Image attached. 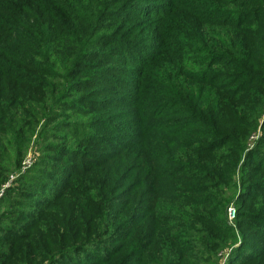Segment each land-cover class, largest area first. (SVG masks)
Segmentation results:
<instances>
[{"label": "rangeland", "instance_id": "rangeland-1", "mask_svg": "<svg viewBox=\"0 0 264 264\" xmlns=\"http://www.w3.org/2000/svg\"><path fill=\"white\" fill-rule=\"evenodd\" d=\"M112 1L81 3L103 9L79 46L77 33L89 20H78L71 3L65 11L78 27L38 22V34L20 32L33 54L16 60L0 50L7 81L0 88V119L10 117L19 126L13 134L0 132V264H97L95 256L125 245L118 264H163L160 233L167 240L177 235L176 252H190L201 264H231L264 253V41L255 40L260 56L251 55L244 66L258 84L250 86L243 111L234 101L232 114L209 116L212 105L205 104L203 125L186 112L196 111L198 81L211 70L218 88L241 83L235 91L249 89L235 75L234 68H243H223L234 39L232 28L216 23H231L243 12L257 19L245 27L262 36L264 1L122 0L120 7ZM198 22L202 28L196 30ZM58 30L67 54L51 48ZM10 63L18 70L6 75ZM183 78L187 84L180 89ZM182 118L189 121L179 134ZM146 136L144 151L139 143ZM163 140L171 146L160 157ZM198 152L216 156L219 168L196 159ZM201 166L213 168L216 179L209 181ZM255 181L262 186H248ZM223 200L229 201L221 214L230 235L224 240L203 219L176 224V217L166 233L169 222L160 209L194 208L199 216L217 218L213 205ZM202 232L210 234L209 244L198 238ZM214 240L221 247H210ZM203 245L212 252L202 253Z\"/></svg>", "mask_w": 264, "mask_h": 264}, {"label": "trees", "instance_id": "trees-1", "mask_svg": "<svg viewBox=\"0 0 264 264\" xmlns=\"http://www.w3.org/2000/svg\"><path fill=\"white\" fill-rule=\"evenodd\" d=\"M89 1L90 0H0V50H5L4 52H7L5 53V56H8V54H11V53L15 54V55H9V56H14L16 60L18 56H21L23 58V56L25 57V55L28 56V55L33 54L32 53L33 51H31L27 47L28 44H30V39L28 37L22 38V36L20 35V32L21 34H27L28 36H30V35H34L33 32L35 30L36 34H38V30H39L37 29L38 22L46 26V25H52V24H55L61 21L60 23L62 27H67V28L78 27L77 23L75 24L69 21L73 19V17L69 14V12L65 11L67 5L71 3H75L76 5L74 6H76L77 10L79 11V14L77 15L75 14V16L78 17V20H87V19L89 20V25L86 27L84 32L79 31L77 33V39L75 40V44L77 43V46H79L83 42L82 40L84 39V37L90 34L93 28L96 26L97 22L95 20L99 18V16L101 15V10L103 9L102 4L101 5L96 4L90 10L89 8L85 9V7L81 5V3H86V2L87 4H91L92 2H89ZM263 1L264 0H245V4L247 6H253V5L261 6ZM121 2L122 0H113L111 4L115 7H120ZM86 12H88L87 15H86ZM113 12L114 10H110L109 14H113ZM59 13H61V16L59 15ZM238 13L239 15L236 18L232 19L233 22L224 23V24L216 23V24H218V26H229L230 28H232V38L234 39V45L231 46L232 48L230 49L231 50L230 57H228L230 62H226L223 65V68L229 67L232 64L236 65L237 68H243V69L234 68L235 75L238 76V79L242 80L241 82H246L244 83V87L249 88V89H242L243 87H240L239 89L235 91V87H237L241 83H239L238 85H235L234 87L226 88L224 86H221V88H218L217 87L218 85H216L217 77H213L214 71L211 70L207 72V76L201 79V81H198V82H201V84L198 83V86H200V95L198 98V103L195 105L196 111L194 110V108H192V110L186 111L187 114H192L193 117H195L202 125L206 124L205 119L201 116L203 114V107L205 106V104L212 105L206 111V115H209V116H212V113L214 112H217L219 115H224L229 111L232 114L233 112L237 110L236 107L233 105L234 101H237L236 106H238L239 111H243L244 106L247 103H249L248 93L250 92V90H253V88L250 86L252 84H258V81L256 79L252 80L251 78H249V73L246 72V68L244 66L248 65L249 58L251 55L255 56L256 58L260 56L259 53L255 49L256 45H254V42L257 39H261L264 41V29L262 30V36H260L259 32H257L258 30L254 31L253 29H250V27H245L247 23L254 24L257 21V19L256 20L254 19L252 21L248 19L246 13H243V12L242 13L238 12ZM213 15H215V13ZM260 18H264V16H260ZM235 19H236V22H234ZM55 27H59V26H55ZM200 28L202 27L200 23L198 22L196 30H199ZM55 33H59L61 36V32L59 30L55 31ZM37 36L40 37L41 34ZM60 36L57 35L55 37L54 45L51 48L52 50H55L58 53L67 54V46L64 43L63 37L62 36L60 37ZM3 43L7 45L9 48H12L13 51L9 52V49H7V47H5ZM120 46L121 48L125 47L123 43ZM75 52H78V47L77 49H75ZM165 57H166V54L161 55V58H165ZM23 61L24 59L21 61V64L25 65ZM16 67L17 66L15 64L10 63L9 71H7L6 75L7 74L12 75V72H15L18 70L16 69ZM251 76L256 77L254 73H251ZM230 78L231 77H229L228 79ZM4 82H7V81L6 79H3V75H1L0 73V88L4 84ZM160 82L164 84H168L169 80L166 81L165 79H160ZM185 84H187V81H185V78L179 80L180 89H183ZM208 86H211V87H209L208 89ZM37 88H41V87H37ZM204 92H208L207 94L208 98H205V96H203ZM186 112H184L183 114H186ZM5 114H9V113H7L6 111ZM186 121H187L186 118L181 119V122L178 128H182V129L179 131V134H182L186 130L185 128H183V123H185ZM0 122L4 124L5 126V129H0V132L4 131L6 134H13L14 131L17 128H19L18 120L15 121L14 119L13 121L10 117L1 118ZM164 132L166 136L168 134H171V127H166L164 129ZM146 138L147 136L145 137V140L140 141L139 143L140 147H142L144 151L146 149V145L149 144L148 143L149 139H146ZM1 141L3 140L0 135V147L3 146ZM163 142H164V146H163L164 152L162 153L163 155H161L160 157L166 156L171 146V145L166 144V140H163ZM205 150L206 149L203 150L202 152L203 154H205L206 152H210V151H205ZM195 154H196L195 158L198 160H202L205 165H212L214 169L219 168L218 163L215 162L214 160L216 156L215 158L211 156H205V155H202L201 152H198ZM213 168H208L205 166H201L200 168L204 171L205 176L209 181H213L216 179V172L212 171ZM181 176L184 177L186 176V174L184 175L183 173ZM146 178H148L147 174H146ZM248 186L252 188H258L262 186V183L260 182L258 183L255 181V182H252ZM249 200H252V199H249ZM165 201H168V200H165ZM228 202H229L228 200H223L220 203H216V204L214 203L213 212L216 211V214L219 215V217L217 218H212L207 215L199 216V212H197V210H195L194 208L188 211H182L178 206H174V208H169L166 206L163 209H160V212L163 213L161 215H162V219L164 220V223L166 221L169 222L168 225H166L165 227V231L166 233H168V231H171L173 229L171 226H173V224L175 223L176 224L184 223L185 220L192 222V220L197 221V220L203 219V221L206 222V224H208L210 227L217 230L218 233L216 235L221 234L220 233V230H221V232L223 233L221 234V239L224 240L225 238H227V236H230V235L227 234V231H225V228H227V221H226L225 216L223 215V213L221 214V212L224 210ZM187 203L192 204L195 202L189 201ZM204 203H207V201H204ZM154 212L156 214H159L158 210L157 211L151 210V213H154ZM176 217H179V220L173 223L172 220L175 219ZM197 224H199L198 221H197ZM205 234L204 232H202L200 235H198V238L201 241L205 243L207 242L209 244L210 242H208V240L211 238L210 234H207V235ZM160 236H161V239L157 243V246L166 249L165 255L162 257L163 264H201V261L194 255H192L190 252L188 253L176 252L179 249L178 247L179 245L177 242L174 243L173 238L176 240L177 235H174L173 237L171 236L169 240H167L166 237H163V234L161 233H160ZM213 242L215 243L209 246L214 247V249H217L221 247L222 245L221 240H218L217 242L214 240ZM125 247H128V245H125L121 247L119 250H116L114 254L109 252L105 255L106 257L110 258L109 260H113V264H118L120 261L123 260V257L119 258L120 257L119 254L120 252H122V250ZM199 250L204 254H209L210 252H212L211 249L208 248L206 245L200 246ZM131 251L132 249L127 254H130ZM186 251L187 250L183 252H186ZM105 255L103 257L95 256L94 261L97 264L108 262L109 260L107 261L103 260ZM263 258H264V253H254L252 256L246 257L244 260H241V258L238 257L234 261H231V264H264Z\"/></svg>", "mask_w": 264, "mask_h": 264}]
</instances>
